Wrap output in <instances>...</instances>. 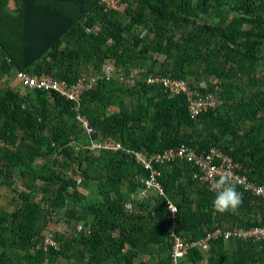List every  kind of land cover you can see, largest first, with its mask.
Listing matches in <instances>:
<instances>
[{
    "label": "trees",
    "instance_id": "obj_1",
    "mask_svg": "<svg viewBox=\"0 0 264 264\" xmlns=\"http://www.w3.org/2000/svg\"><path fill=\"white\" fill-rule=\"evenodd\" d=\"M12 1L15 11L7 13L11 0H0V77L45 73L68 85L83 73L102 79L84 93L78 111L56 92L0 89V187L15 180L22 187L12 211L0 205V264H70L72 258L74 264H171L163 199L151 210L138 204L137 215L124 211V196L146 178L128 150L216 149L264 184V0H120L127 8L118 13L103 0ZM106 61L116 66L109 80L102 73ZM151 74L201 92L199 84L214 77L224 99L192 118L186 95L147 84ZM78 114L95 129L93 141L122 149H87ZM35 157L41 162L34 166ZM157 167L187 241L218 227H264L262 198L242 192L235 211L219 213L216 191L193 178L191 163ZM71 221L91 223L90 234L56 233L59 248L44 251L46 226ZM117 229L120 237L112 235ZM209 244L205 263L190 249L178 264H264V239L218 237Z\"/></svg>",
    "mask_w": 264,
    "mask_h": 264
},
{
    "label": "built area",
    "instance_id": "obj_2",
    "mask_svg": "<svg viewBox=\"0 0 264 264\" xmlns=\"http://www.w3.org/2000/svg\"><path fill=\"white\" fill-rule=\"evenodd\" d=\"M103 4L107 9L114 12L125 11L127 5L123 4L120 0H103ZM90 77L87 75H81L76 84L68 85L64 82H58L51 78L49 75L42 73L39 76H31L25 72L18 71L15 76V80L18 85L26 90H41L44 92H56L59 95L65 97L67 100L73 102L74 110L78 111L79 106L81 107V101L84 93L93 89L97 81L102 77ZM107 80L111 79L110 71L105 75ZM147 84H157L164 87L165 93L169 96H175L185 94L188 100V109L192 118L198 116L202 112L213 110L221 105L217 93L220 91L218 83L212 84L211 91L201 92L200 89L191 88L186 82L181 80H171L167 77H162L157 74H151L146 77ZM76 120L81 127L84 134L91 137L95 133V129L91 126L90 121L86 116L77 115ZM91 150H106L111 149L107 144L97 143L91 139L90 147ZM122 147L117 144L111 150L118 151ZM126 154L133 157L135 163L142 167L146 172V178L144 181L143 194L149 190H153L156 194L162 197L166 204L167 219L170 222V231L173 238L171 246L170 256L171 264H178L179 260L184 258L188 251L192 249L197 243L186 241L178 233L177 223V207L172 200L168 199L164 187L160 181L161 173L158 171L157 166L167 165L175 160L185 159L191 163L196 171L193 174V178L198 180L202 185L206 186L210 191L214 190L215 181L219 179V176L224 173L230 174L232 181L238 187L241 193H248L261 197L264 199V185H258L252 181H249L245 174H241V166L234 163L232 159L224 155L222 152L211 149L206 153H194L185 148L169 149L163 152H158L152 155H146L141 152L128 150ZM81 182L80 178H77L76 183L79 185ZM174 210V211H173ZM222 237L225 241L230 237H236L241 239L251 238V240L260 241L264 239V227H254L251 230H241L234 228L231 231L222 232L220 230H214L209 233L204 241L209 242L211 239ZM48 247L57 250L59 243L53 238V236L45 235L42 241L41 248L44 251ZM42 264H49L48 260H44Z\"/></svg>",
    "mask_w": 264,
    "mask_h": 264
},
{
    "label": "crops",
    "instance_id": "obj_3",
    "mask_svg": "<svg viewBox=\"0 0 264 264\" xmlns=\"http://www.w3.org/2000/svg\"><path fill=\"white\" fill-rule=\"evenodd\" d=\"M13 11H15V6H14L13 1L11 0L10 4L6 8V12L7 13H13ZM109 71L111 73V76H113V74L116 72V66H115V64L113 62L106 61L105 64L103 65L102 73L105 76L107 74V72H109ZM137 71H138V69H135V70L132 71L131 74H134L135 75V73ZM142 72H145V71L141 70L140 73H142ZM82 75L90 76L88 74H82ZM215 81H217V80L214 77H211L210 79H207V81H204V82L200 83L199 85H200L201 88H205L206 89V88H209ZM87 139H88V141H87L86 145H84V146H87L89 144V142L91 143V138L89 137ZM101 143L102 144H107L105 142H101ZM86 148L89 149V147H86ZM97 151H94V152H97ZM158 171L162 175V172H161L160 168H158ZM144 173H145V176H146V172L145 171H144ZM160 179H161V176H160ZM144 181H145V178L140 181V183H141L142 186L137 187L134 191H132L129 198L126 197V196H124V198L127 200L125 202V205H124V211L126 213H130V214L131 213H134V215L135 214L137 215L138 212H137L136 206L138 204H143V205L147 206L149 208V210H151L156 205V202L158 201V199H163L162 197L158 196L156 194V192L153 191V190H149L147 193L143 194ZM122 192L124 193V192H126V190L123 191V189H122ZM166 196H167V194H166ZM167 198L170 199V200H172L169 196H167ZM163 201H164V199H163ZM164 203H165V201H164ZM4 209H6L7 211H12L14 208H12L11 206H9L8 209L7 208H4ZM165 219L168 221V224H169L168 230H169V236H170V239H171V246H172L173 238L171 236V231H170V222L167 219V216H166ZM56 224H58V223H56ZM70 224H71V226H70V236H71V238H77V234H79L81 232L86 233V234H90V232H91V228H90V224L91 223H89L88 226H85L81 222H73V221H71V223H69V225ZM49 225H51V224H49ZM43 231H45V230H43ZM43 231H42V235H48V234L51 233L49 231L47 233H44ZM112 235L114 237H120V235H121L120 229H117V230L112 231ZM183 238L185 239V237H183ZM195 243H197V244L192 249L195 251L196 257L199 258L200 262L201 263H205L208 260L209 256H210V244H209V242H206V241H204L202 239L201 240H196ZM126 249H127V246L124 247L123 252ZM170 251H171V247H170ZM70 264H74L73 258L70 259Z\"/></svg>",
    "mask_w": 264,
    "mask_h": 264
},
{
    "label": "rangeland",
    "instance_id": "obj_4",
    "mask_svg": "<svg viewBox=\"0 0 264 264\" xmlns=\"http://www.w3.org/2000/svg\"><path fill=\"white\" fill-rule=\"evenodd\" d=\"M259 73V72H258ZM83 74H87V73H83ZM47 75V74H46ZM6 87H11V88H15V89H19L18 88V84L15 80V77L13 75V71L12 73H10L9 76H1L0 77V89L6 88ZM23 96L28 95V97H31L32 100H34L33 95L28 93L27 91H24ZM222 99H224L223 95H222ZM86 145V144H84ZM86 147H90V142ZM32 162L35 165H39L40 159L39 157H35ZM68 176H72L71 174H67ZM15 185L8 187V186H1L0 187V193L2 195L1 198V202L0 205L3 206L4 208H9V206H11L12 208H15V206L19 205V199L17 198L19 191L22 189L21 186H19V182L17 180H15ZM126 190V187L124 186L123 191ZM80 191L85 194L88 195V198H92V194L89 193L87 190L85 189H80ZM51 224V225H49ZM46 228L44 229L45 231H43L44 233H47L48 231L51 232L50 234H48L49 236H54L55 233H60V234H64L65 236H67L68 234H70V226L71 224H66V222H60L58 224L56 223H49ZM222 230L221 227H218ZM226 230H230V229H226Z\"/></svg>",
    "mask_w": 264,
    "mask_h": 264
},
{
    "label": "clouds",
    "instance_id": "obj_5",
    "mask_svg": "<svg viewBox=\"0 0 264 264\" xmlns=\"http://www.w3.org/2000/svg\"><path fill=\"white\" fill-rule=\"evenodd\" d=\"M215 82L218 83V87L220 89L217 95L219 99L221 100V104H222V99L219 96L222 90V86L220 85V82L218 81H215ZM211 86L209 88H206V89L202 88V89L204 90V92L211 91V88H212ZM249 181H252V180H249ZM252 182L256 183L255 181H252ZM258 185H264V184H258ZM214 190L216 191V196H215V199L213 200V208L216 212L225 213L229 211H235L242 204L243 197H242L241 191L238 187H236L235 183L232 181L230 174L228 173L221 174L219 176V179L215 181ZM231 230L233 229H230L227 231H231ZM53 238H55V236H53Z\"/></svg>",
    "mask_w": 264,
    "mask_h": 264
}]
</instances>
